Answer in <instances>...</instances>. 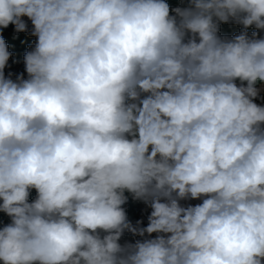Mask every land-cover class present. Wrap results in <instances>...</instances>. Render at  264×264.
Segmentation results:
<instances>
[{
	"label": "clouds",
	"instance_id": "clouds-1",
	"mask_svg": "<svg viewBox=\"0 0 264 264\" xmlns=\"http://www.w3.org/2000/svg\"><path fill=\"white\" fill-rule=\"evenodd\" d=\"M23 17L26 79L0 35V262L264 264V0H0V29Z\"/></svg>",
	"mask_w": 264,
	"mask_h": 264
},
{
	"label": "trees",
	"instance_id": "trees-1",
	"mask_svg": "<svg viewBox=\"0 0 264 264\" xmlns=\"http://www.w3.org/2000/svg\"><path fill=\"white\" fill-rule=\"evenodd\" d=\"M165 2L169 4L170 8H176V7L185 6L186 0H165ZM242 27H243L242 25H237L234 23H223L220 25L219 34L221 36L232 37V36L239 34ZM30 31L31 30L28 29V31L26 32L17 33L13 29V31L11 32L5 31L4 33H0V35H2L3 39L8 45V50L12 53V56L9 58V61H8V68H6L5 72L14 74L12 71V67L15 63H17L20 66L21 70L25 71L24 55L26 52L30 51L35 46V43H36V37L31 36L29 34ZM254 31H260V30L255 29L254 26L248 28L249 34H251ZM260 35L264 36V31H260ZM23 76L26 79L27 73L23 74ZM35 198H36V191L33 189L29 196V202H31ZM0 203H2V201H0ZM7 217L8 216L5 213L0 212V224ZM123 236L137 238V236H133L129 232H125Z\"/></svg>",
	"mask_w": 264,
	"mask_h": 264
},
{
	"label": "rangeland",
	"instance_id": "rangeland-1",
	"mask_svg": "<svg viewBox=\"0 0 264 264\" xmlns=\"http://www.w3.org/2000/svg\"><path fill=\"white\" fill-rule=\"evenodd\" d=\"M22 19H24V21L27 23L28 25V29L32 30V23L31 21L27 18V17H23ZM14 29V25L12 24H9V26L6 28V29H0V33H4L5 31L6 32H11L13 31ZM8 68V66L6 67ZM6 68L4 69V73L5 75L7 76L9 73L5 72L6 71ZM11 68V66H10ZM12 71L14 74H12L11 78L14 80L16 76H19L21 74H26V71H23L21 70L20 66L15 63L12 67ZM258 87H261L260 85H258ZM255 102L257 104H260V105H264V91H262L260 93V97L257 98L255 100ZM126 195H129L128 193H125ZM182 204L184 205H187V204H192V205H195V204H198V203H201L200 200H189V201H181ZM125 207V210H126V213H127V216H128V219L133 223L135 224L137 220H142L143 221V224L141 226L143 227H146L147 224H148V215L150 214L151 212V209L148 208L144 203L140 202V201H134L132 200L131 196L129 195V200H128V203L126 205H124ZM11 220H10V217H7L6 219H4L1 224H0V228H2L3 226H5L6 224L10 223ZM147 235V234H146ZM155 233L152 234L153 237H155ZM144 239L143 237H140V236H137V238H131V237H125V236H122L121 240H120V243L121 244H124L125 242H132L134 243L136 240H142ZM0 264H2V262H0Z\"/></svg>",
	"mask_w": 264,
	"mask_h": 264
}]
</instances>
